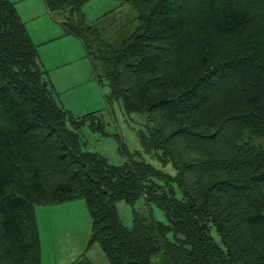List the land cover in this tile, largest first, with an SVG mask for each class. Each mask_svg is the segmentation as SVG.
<instances>
[{"label": "trees", "instance_id": "trees-1", "mask_svg": "<svg viewBox=\"0 0 264 264\" xmlns=\"http://www.w3.org/2000/svg\"><path fill=\"white\" fill-rule=\"evenodd\" d=\"M44 1L68 10L107 103L146 114L142 148L174 173L84 148V126L105 133L101 114L62 104L15 3L0 0V264H41L35 205L75 198L109 264H264V0H125L137 26L116 47L85 23L87 0ZM140 196L166 222L133 210L126 226L116 201Z\"/></svg>", "mask_w": 264, "mask_h": 264}, {"label": "rangeland", "instance_id": "rangeland-1", "mask_svg": "<svg viewBox=\"0 0 264 264\" xmlns=\"http://www.w3.org/2000/svg\"><path fill=\"white\" fill-rule=\"evenodd\" d=\"M11 1L15 3L18 14L37 46L41 63L47 70L45 78L62 97V104L74 115L91 111L101 114L105 133L84 126L80 131L84 148L103 154L113 164H121L127 159L125 151L136 153L134 159L144 160L173 174L171 164L162 166L142 148L139 133H147L149 122L146 114L126 112L117 99L107 103L109 87L104 81H98V75L105 70L98 60L89 55L88 45L91 47V44L85 36L68 31V10H50L44 0ZM82 11L85 23L97 27L113 47L137 26V12L125 0H87ZM116 207L122 222L128 227L132 226L133 210L140 216L166 222L162 209L147 202L143 196L133 205L123 199L118 200ZM34 213L41 240L42 264H55L65 254L68 264L81 256L94 264H109L96 243L88 247L91 220L83 198L35 205ZM168 237L172 238L171 233ZM70 249L73 256L69 254Z\"/></svg>", "mask_w": 264, "mask_h": 264}, {"label": "crops", "instance_id": "crops-1", "mask_svg": "<svg viewBox=\"0 0 264 264\" xmlns=\"http://www.w3.org/2000/svg\"><path fill=\"white\" fill-rule=\"evenodd\" d=\"M60 95V94H59ZM60 97V96H59ZM62 98V97H60ZM65 102V101H64ZM88 234H89V231L86 232V235L88 237ZM86 237V238H87ZM41 241V240H40ZM41 243V242H40ZM69 254L73 256V253H71V249L69 250ZM68 254V255H69ZM65 256H67V254H65L63 257H62V260H58L55 264H68L69 261H67V259H65ZM68 260H71V259H68ZM90 260V259H89ZM91 261V260H90ZM92 262V261H91ZM43 263V260H42V257H41V264ZM93 263V262H92ZM51 264V262H50ZM94 264V263H93Z\"/></svg>", "mask_w": 264, "mask_h": 264}]
</instances>
